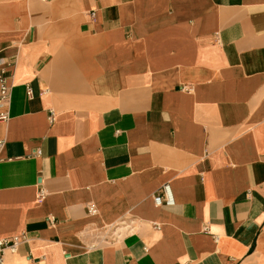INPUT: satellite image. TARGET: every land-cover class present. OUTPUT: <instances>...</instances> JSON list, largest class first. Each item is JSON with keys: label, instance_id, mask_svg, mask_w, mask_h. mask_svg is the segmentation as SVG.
<instances>
[{"label": "crops", "instance_id": "obj_1", "mask_svg": "<svg viewBox=\"0 0 264 264\" xmlns=\"http://www.w3.org/2000/svg\"><path fill=\"white\" fill-rule=\"evenodd\" d=\"M0 71L4 264H264V0H0Z\"/></svg>", "mask_w": 264, "mask_h": 264}, {"label": "built area", "instance_id": "obj_2", "mask_svg": "<svg viewBox=\"0 0 264 264\" xmlns=\"http://www.w3.org/2000/svg\"><path fill=\"white\" fill-rule=\"evenodd\" d=\"M9 99V87L6 85L4 81L3 71H0V106L7 103ZM8 117L7 111H0V120H6ZM54 112H51L49 116V121L52 122L54 120ZM0 142V146H1ZM38 154L39 151H36ZM40 196L42 197V192H40ZM153 201L156 205L159 206H172L175 203L172 189L169 183H165L161 186L160 191L157 195L154 196ZM88 212L94 213L95 207L94 205H88ZM26 240L24 235L15 236L7 239H0V264H4L5 257L8 254H15L19 244ZM29 264H45L40 260L31 261Z\"/></svg>", "mask_w": 264, "mask_h": 264}, {"label": "rangeland", "instance_id": "obj_3", "mask_svg": "<svg viewBox=\"0 0 264 264\" xmlns=\"http://www.w3.org/2000/svg\"><path fill=\"white\" fill-rule=\"evenodd\" d=\"M128 228L126 224H119L112 229L113 237L117 238V236H122L123 233L127 232Z\"/></svg>", "mask_w": 264, "mask_h": 264}]
</instances>
